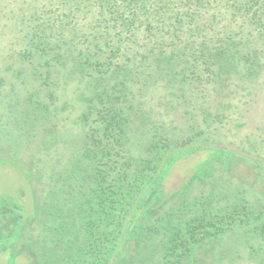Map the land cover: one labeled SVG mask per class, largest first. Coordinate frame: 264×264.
<instances>
[{
  "label": "trees",
  "instance_id": "1",
  "mask_svg": "<svg viewBox=\"0 0 264 264\" xmlns=\"http://www.w3.org/2000/svg\"><path fill=\"white\" fill-rule=\"evenodd\" d=\"M0 44L10 45L6 72L35 80L24 115L35 119L37 150L69 153L45 164L41 209L60 264H115L141 237L163 242L158 264H196L194 247L208 237L240 227L264 235L263 205L242 192L182 194L172 206L201 179L186 184L183 171L165 183L182 157L204 149L208 160L264 167L253 143L244 141L249 152L234 145L244 156L210 137L213 124L237 136V103L264 92V0H0ZM71 81L82 85L74 128L58 126L75 109L61 93Z\"/></svg>",
  "mask_w": 264,
  "mask_h": 264
},
{
  "label": "rangeland",
  "instance_id": "2",
  "mask_svg": "<svg viewBox=\"0 0 264 264\" xmlns=\"http://www.w3.org/2000/svg\"><path fill=\"white\" fill-rule=\"evenodd\" d=\"M9 50L10 45L0 44V264H60L57 252H48L50 247L53 249L52 232L41 209L51 185L45 164L48 168L52 167L50 157H58L65 162L69 159V153L63 146L62 149L52 147L37 150L33 135L35 119L31 115H24L28 110L25 109L24 97L35 90V80L23 82L6 72ZM15 65L19 66L20 63ZM66 87L61 89V93L73 98L75 109L72 113L61 115L58 126L74 128L71 127L75 125L73 119L83 108L82 102L76 98L82 85L71 81ZM221 100L218 96L213 97L214 109ZM252 102H257L255 108ZM238 104L240 106L236 111L242 112V120L245 118L244 128L239 129L235 136L230 132L232 126L229 129L227 125L213 124L210 137L217 144L228 143V148L244 156L245 153L237 148L249 152L244 141L253 143L264 153V92L261 91L249 104L245 101ZM232 141L236 142L230 144ZM206 150L182 157L171 169L169 177L165 179L166 185L177 184L184 176L183 171L190 174L189 179L184 177L186 184L192 179H201V182L191 181L186 192L173 196L170 201L172 206L184 197L182 194L195 198L218 190L228 191L231 195L242 192L243 199L249 200L253 208L262 204L264 209V167L245 159L237 160L238 164L231 161L233 164L228 166L226 159L208 160ZM41 163L44 172L38 174ZM244 228L211 236L196 244L192 261L196 264H264V235L258 231L247 234ZM138 249L135 253L129 249H122L121 253L117 251L113 261L115 264H158L164 251L163 242L157 237H141Z\"/></svg>",
  "mask_w": 264,
  "mask_h": 264
}]
</instances>
